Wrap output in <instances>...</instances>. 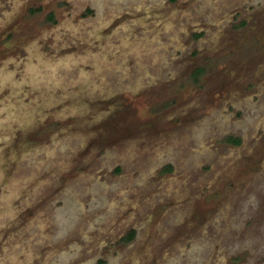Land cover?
<instances>
[{"label":"rangeland","instance_id":"obj_1","mask_svg":"<svg viewBox=\"0 0 264 264\" xmlns=\"http://www.w3.org/2000/svg\"><path fill=\"white\" fill-rule=\"evenodd\" d=\"M0 264H264V0H0Z\"/></svg>","mask_w":264,"mask_h":264},{"label":"trees","instance_id":"obj_2","mask_svg":"<svg viewBox=\"0 0 264 264\" xmlns=\"http://www.w3.org/2000/svg\"><path fill=\"white\" fill-rule=\"evenodd\" d=\"M54 17V14L53 13H51L50 14V18H53ZM199 35V34H198ZM203 71H204V68L203 67H198V68H196L195 69V71H194V78H195V80L196 81H198V77H199V75L200 74H202L203 73ZM229 140H231V141H236V142H241V139L239 138V137H232V136H230L229 138H228ZM170 167H171V165H170ZM134 237V230H131L129 233H128V235H127V239H131V238H133Z\"/></svg>","mask_w":264,"mask_h":264}]
</instances>
